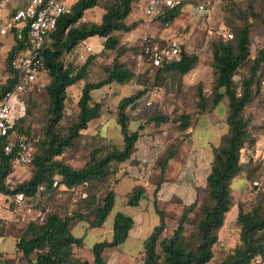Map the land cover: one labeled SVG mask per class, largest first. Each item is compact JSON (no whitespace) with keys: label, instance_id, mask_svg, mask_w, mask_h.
I'll return each mask as SVG.
<instances>
[{"label":"rangeland","instance_id":"rangeland-1","mask_svg":"<svg viewBox=\"0 0 264 264\" xmlns=\"http://www.w3.org/2000/svg\"><path fill=\"white\" fill-rule=\"evenodd\" d=\"M75 0H69L73 3ZM181 7L178 16L170 23L146 16L143 11L145 0H135L131 13L126 18L127 23H134L130 31H119L118 50L123 54L118 60L133 72V77L126 83L111 82L91 92L92 99L102 105L98 118L89 122L88 127L81 131L72 145L57 158L74 168L82 167L89 159L93 149L101 153L110 146L122 147V135L117 123V106L119 101L139 90L144 94L126 108L129 118V128L138 130L139 138L131 157L122 163H112L109 174L100 181L96 188L97 198H102L109 190L115 192L114 207L105 219L102 228H94V236L88 232L92 227L78 218L75 223L83 224L82 248H73V255L80 261L87 260L92 264L91 247L97 241L108 239L114 214L122 211L135 219L134 231L140 232L146 228L148 235L159 223V216L154 209L153 191L161 177L160 164L173 152L162 175L160 189L156 200L163 211L165 228L162 236H170L177 225L184 206L195 202L196 206L188 216L187 232L192 231L200 217L199 206L209 203L206 191V176L213 161V148L218 147L221 138L226 134L228 125L227 99H222L217 105L212 104L215 72L212 66V48L218 40H225L227 34L235 29L248 25L250 28V55L234 75L237 89L241 81L249 75V68L257 51L264 44V0H179ZM108 0H100L94 8L85 10V22H100L104 7ZM206 3L208 12L197 9L199 4ZM15 4H5L0 7V25L13 10ZM146 37L154 38L161 44L178 42L181 50L196 55L198 61L184 75L173 71H165L156 78L157 68L139 61L136 57L142 42ZM11 36L0 35V86L8 78L7 53L11 46ZM104 38L90 37L69 52H64L61 60L64 64L81 66L92 58L85 79L67 87L65 108L55 131L64 134L68 126L75 121L78 114V99L82 86L87 81H97L107 76L112 67L118 50L103 49ZM90 46V51L85 47ZM202 89L204 107H198V88ZM48 98L45 90L33 96L29 102V114L24 126L30 129L35 138L43 137L47 121ZM153 115L163 116L159 122H149ZM181 115L189 116V126L182 129ZM243 115L250 118L248 138L240 154L242 170L231 181L232 202L225 215L223 225L218 230V240L213 245V258L207 264H220L240 243V226L236 218L238 206L244 212L253 207L264 209V64L258 71L256 84L253 88L251 101L245 106ZM258 147L256 153L254 148ZM7 179L9 186H15L30 176L32 165L12 169ZM256 180L259 185L253 187ZM136 185L144 188V197L136 206L127 204L130 192ZM46 206L51 211L65 214L74 207L71 193H64L62 198L45 196ZM134 225V224H133ZM25 226L16 222L10 211L3 205L0 207V234L12 235L16 242V234H20ZM18 232V233H17ZM101 233V236H98ZM145 234V235H146ZM264 242V233L258 234ZM1 236V235H0ZM76 236V235H75ZM97 236V237H96ZM11 241V240H9ZM5 244H0L3 250ZM15 248L2 251L3 264H26L25 258L16 253ZM119 255L114 248H108L103 256L106 264H118ZM35 254L32 255V258ZM137 262L143 264V252L136 254ZM1 264V263H0ZM79 264V263H78Z\"/></svg>","mask_w":264,"mask_h":264},{"label":"trees","instance_id":"trees-1","mask_svg":"<svg viewBox=\"0 0 264 264\" xmlns=\"http://www.w3.org/2000/svg\"><path fill=\"white\" fill-rule=\"evenodd\" d=\"M134 1L108 0L100 22L83 20L85 10L97 6L100 0H75L70 3V12L59 18L55 30L49 35L42 50L44 62L48 68L47 81L44 85L48 98L47 121L43 137L35 138L30 129L24 126L25 118L30 113L29 102L35 95L28 96L26 99V113L14 127L12 136L22 134L32 140L33 161L30 176L13 187L7 184V179L12 172L13 156L5 155L0 147V193H23L27 197L38 196L40 204L46 206L45 196H54L57 193V190L52 188L54 180L58 181V189L63 188L61 191L68 194L71 193V188L86 183L84 187L86 195L76 197L75 206L65 214L60 211H50L43 222L16 221L25 226L20 234L18 232L16 234L15 250L25 258L26 264H89L87 260L79 262L73 255L74 247L84 246L83 238L75 236L71 231L74 219L84 220L90 227H99L103 225L114 207L115 192L109 190L99 199L95 188L109 174L112 163H122L128 160L134 152L139 133L138 130L129 128L126 108L140 98L144 90L126 96L118 103L117 123L122 135L121 148L110 146L104 153H101L99 149H93L89 159L80 168L65 164L57 157L72 145L81 131L88 127L90 121L100 116L102 105L92 99L91 92L111 82L126 83L133 77V72L118 60L123 50H118L119 39L116 32H127L135 27L133 22H126ZM9 3L15 4L10 13L20 6L16 0L7 4ZM180 7L181 3L173 8H167L161 16L154 18L168 24L178 16ZM93 36L104 38L103 49L118 50L117 55L106 77L84 83L78 99L79 111L76 119L68 126L64 134H59L55 131V127L63 116L67 97L66 89L85 79L92 59H87L83 65L77 67L64 64L61 56ZM158 43L164 45L161 42ZM249 45L250 28L245 24L235 29L233 40L229 38L218 40L212 48V66L215 72L212 104L217 105L222 99H227L228 129L222 136L219 146L213 148V161L206 176L209 203L199 206L200 217L192 231L187 232L186 223L189 214L196 206L195 202L184 206L172 234L162 236L165 219L163 211L158 207L156 195L160 189L167 162L173 156V152H170L160 164L161 177L153 191L154 209L159 216V223L143 240V264H207L214 256L213 245L218 240V230L223 225L225 215L233 204L231 181L242 170L240 154L248 138L250 123V118L244 117L243 110L252 99L258 71L264 64L263 44L253 58L249 75L241 81L240 89H237L234 75L238 68L248 60ZM19 46V43L12 45L7 53L6 61L9 72L8 78L0 86V98L15 83L11 60ZM197 61L196 55L181 50L178 58L165 61L160 66L151 67L157 68L156 78L165 71L184 75L193 68ZM198 107H204V96L200 87L198 88ZM163 119H165L163 116L153 115L149 118V122H159ZM180 119H182V129H186L189 126V116L181 115ZM41 186L44 189L37 194ZM143 197V186L136 185L129 194L127 204L136 206ZM236 221L240 226V243L220 264H253L256 257L264 259V242L258 235L261 232L264 233V209L261 211L259 207H253L250 211L244 212L242 206H238ZM133 224L134 219L131 215L117 211L113 217L111 239L95 242L91 247L92 264H106L104 251L121 245L129 235ZM5 234L7 233L0 235ZM1 254L2 252H0V263L3 264L5 260L1 261ZM33 254H35L34 258H32Z\"/></svg>","mask_w":264,"mask_h":264},{"label":"built area","instance_id":"built-area-1","mask_svg":"<svg viewBox=\"0 0 264 264\" xmlns=\"http://www.w3.org/2000/svg\"><path fill=\"white\" fill-rule=\"evenodd\" d=\"M12 0H0V7ZM20 3L13 13L6 16L0 25V35L11 36V43H19V48L11 60V68L15 75L13 87L0 98V147L5 155H12V169L32 165L33 142L27 136L13 135L16 122L23 118L28 96L37 95L44 90L47 81L48 68L44 62L42 50L49 35L55 30L59 18L70 12L69 0H16ZM179 0H145L143 13L154 18L161 16L167 8H173ZM201 12H208L210 7L203 3L197 6ZM227 39L232 34H227ZM90 51V46L85 47ZM181 47L178 42L172 41L160 45L154 38L146 37L141 44L136 57L149 66H160L163 62L178 58ZM259 152V148H254ZM13 171V170H12ZM253 187L259 185L254 180ZM83 185L71 188L75 201L78 196H85ZM57 190L56 198H62L64 191L58 189L57 180L52 183ZM44 189L39 187L37 194ZM66 189V188H65ZM5 206L16 221L43 222L51 210L39 202L38 196H25L23 193H0V207ZM253 264H264V259L256 257Z\"/></svg>","mask_w":264,"mask_h":264},{"label":"crops","instance_id":"crops-1","mask_svg":"<svg viewBox=\"0 0 264 264\" xmlns=\"http://www.w3.org/2000/svg\"><path fill=\"white\" fill-rule=\"evenodd\" d=\"M134 219V218H133ZM134 226H135V219H134V225L129 231V235L125 239V241L115 247L114 249L119 252V255L116 257L118 264H135L137 262V257L136 254H138L140 251H142V246H143V240L146 238V228L142 229L140 232H135L134 231ZM83 224L81 221L79 223H75L74 230L78 232L75 234L72 229V233L78 237H84L82 231ZM94 228H102V226L99 227H92V230L88 232L91 236H94L95 231L93 230ZM108 239L110 240L112 237V225L110 229L108 230ZM146 234V235H145ZM102 234L99 233L98 236H101ZM97 237V236H96ZM11 240V241H9ZM84 240V239H83ZM98 242V241H97ZM4 243L5 247L3 250L0 249V252L2 251H7L10 248H15V240L12 235H3L0 236V244ZM94 244V243H93Z\"/></svg>","mask_w":264,"mask_h":264}]
</instances>
